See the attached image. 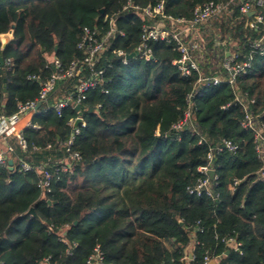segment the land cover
I'll use <instances>...</instances> for the list:
<instances>
[{"label": "trees", "instance_id": "16d2710c", "mask_svg": "<svg viewBox=\"0 0 264 264\" xmlns=\"http://www.w3.org/2000/svg\"><path fill=\"white\" fill-rule=\"evenodd\" d=\"M160 1L131 0L140 8ZM163 1L166 16L188 19L196 5L217 0ZM127 2L0 0V34L13 35L5 49L0 43L3 61L11 60L10 67L0 66L1 115L11 116L20 104L37 98L42 82L56 70L48 58L63 67L76 62L80 72L56 81L41 110L74 97L79 80L103 71L97 87L80 102V114L71 107L60 115L41 111L22 131L25 149L12 135L2 141L14 149L15 168L0 167V264H86L96 246L105 264H203L205 256L216 264H264L263 162L251 132L240 125L242 108L221 109L234 97L226 84L194 97V121L201 133L211 142L229 139L237 150L212 161L216 199L190 195L187 188L200 177L197 169L206 163L207 145H198L188 129L176 133L171 128L183 116L196 75H179L172 64L179 53L165 42L147 43L150 60L137 56L122 63L117 51H136L143 26L132 10H123ZM254 10L264 18V4ZM108 17H114L123 35L109 40L91 71L78 47L83 29L100 38L109 29ZM247 19L233 5L214 20L220 38L236 43L227 49L241 59L262 34L261 27L246 28ZM212 45L213 40L209 49ZM30 75L38 79L29 80ZM236 84L254 100L249 109L264 124V55H253ZM78 115L85 123L73 144L80 160L72 162V173H59L50 192H42L41 174L34 168L48 164L53 170L65 159L61 144ZM18 160L33 170L20 171ZM234 180L240 183L231 191ZM30 208L35 216L27 214ZM228 238L238 247L226 243Z\"/></svg>", "mask_w": 264, "mask_h": 264}, {"label": "built area", "instance_id": "2783aa9c", "mask_svg": "<svg viewBox=\"0 0 264 264\" xmlns=\"http://www.w3.org/2000/svg\"><path fill=\"white\" fill-rule=\"evenodd\" d=\"M263 4L264 0L210 1L196 5L188 19L166 16L164 14L163 0L154 6L144 8L133 6L131 0H128L127 5L123 7V10H132L143 21L140 44L136 49L139 53L138 56L145 60L151 59V50L147 44L149 41L172 44L174 49L179 53V58L172 61V64L177 67L179 75L184 78H191L196 75L192 91L186 97L187 105L183 116L171 128L176 133L188 129L192 136L197 137L198 145H207L206 163L197 169L200 177L194 185L187 188V192L190 195H195L196 197L206 195L216 199L217 195L214 194L212 189L213 181L216 179L215 172L213 177L209 175L210 171H214L212 161L215 155L224 152L235 153L237 150V145L229 139L221 138L216 142L208 140L201 133L194 121L196 109L194 108L193 99L195 96L202 95L203 91L211 86L226 84L231 88L234 97L232 101L222 105L221 109L226 110L232 105L242 108L243 119L240 125L244 130L252 134L254 150L257 157L263 162V167L259 173L263 174L264 124L249 109L254 100L247 98V94L241 92L236 84L238 77L250 68L253 55H264V18L254 12V6H261ZM233 5H237L239 12L248 16L245 22L246 28L258 29L261 27L262 29L261 36L250 43V54L243 59H241L238 52L229 50V48L227 49L228 46H234L236 43L227 36L221 39L220 35L214 30V20L230 13L231 6ZM251 12H254V14L250 16ZM107 20L109 29L100 38H97V34L94 31L88 28L83 29V36L78 47L84 50L83 64L89 67L91 71L97 57L108 47L109 40L116 34L123 35L122 31L116 29L114 17H108ZM212 40L213 45L209 49L208 44ZM116 54L122 59L123 64L127 63L126 53L119 50ZM51 62L56 70L47 80L42 82L37 98L20 104L17 112L11 116L0 114V141H5L8 136L12 135L18 139L22 149H25L26 144L22 137V131L17 128V124L21 119L25 116L32 117L41 113V111H48L49 109H53L57 115H60L62 110L68 107L75 110L76 105H80V102L86 98V93L97 87L103 74L102 70L98 72L92 71L89 78L78 81L74 97H66L63 100L57 101L51 107L47 106L41 110V105L47 101L50 93L54 90L56 81L70 79L80 72L79 65L76 62H72L68 67H63L55 58L51 59ZM3 64L10 67L11 60L7 59L3 61ZM28 79L37 80L38 77L30 75ZM78 119H80V122L75 126ZM69 124L72 127L71 134L61 144L62 149H65V159L58 161L53 170L52 168H48V164H41L34 168V171L41 174L38 187L42 192H50L52 182L58 177L59 173H72V162L80 160L79 154L73 150V144L79 134L80 127H84L85 123L80 115H78ZM30 125L29 122L27 126ZM13 152V147L8 144L3 151H0V167L8 168V160L11 159L10 157ZM16 166L22 172L33 170L28 163L22 160H18ZM13 167L15 168L14 161ZM239 183L240 180H234L230 185V190H234ZM61 241L66 242L65 239H61ZM225 242L234 245L236 248L238 247V244L232 238L226 239ZM75 246L76 244H73V247ZM69 250H67V254H70ZM190 256L192 257V255ZM211 260L214 259L205 256L203 264H208ZM104 262V254L99 246H96L88 257L86 264H105Z\"/></svg>", "mask_w": 264, "mask_h": 264}, {"label": "water", "instance_id": "95a60500", "mask_svg": "<svg viewBox=\"0 0 264 264\" xmlns=\"http://www.w3.org/2000/svg\"><path fill=\"white\" fill-rule=\"evenodd\" d=\"M253 14H254V12H251V13H250V16L253 15ZM12 39H13V35H12L11 32H9V33H4V34H0L1 48H2V49H5V47L7 46V44H8ZM138 55H139L138 51H134L133 53L128 54V55L126 56V58H127L128 60H131L132 58L137 57ZM2 65H3V56L0 55V66H2ZM5 84H6V79L4 78V79H3V92L6 91V90H5ZM38 106H39V104H38ZM75 110L79 112V110H80V105H76ZM79 114H80V112H79ZM79 122H80V119H78V120L76 121L75 126H77V125L79 124ZM62 150H63V152H64V154H65V149L63 148ZM65 155H66V154H65ZM8 169H9L10 171H12V170L14 169V167H13V160H12V159L8 160ZM209 175H210V177H213V175H214V171H213V170L210 171ZM27 214H29V215H31V216H35L34 211H33L32 208H30V209L27 211ZM180 224H181V223H180ZM208 264H216V261H215V260H211Z\"/></svg>", "mask_w": 264, "mask_h": 264}, {"label": "crops", "instance_id": "0c3cea01", "mask_svg": "<svg viewBox=\"0 0 264 264\" xmlns=\"http://www.w3.org/2000/svg\"><path fill=\"white\" fill-rule=\"evenodd\" d=\"M30 116H25L23 119H21L18 124H17V128L21 131H23L26 127L27 124L31 121ZM6 148V144L2 143V141H0V151H3Z\"/></svg>", "mask_w": 264, "mask_h": 264}, {"label": "rangeland", "instance_id": "374dc122", "mask_svg": "<svg viewBox=\"0 0 264 264\" xmlns=\"http://www.w3.org/2000/svg\"><path fill=\"white\" fill-rule=\"evenodd\" d=\"M49 60H51L50 58H48Z\"/></svg>", "mask_w": 264, "mask_h": 264}]
</instances>
